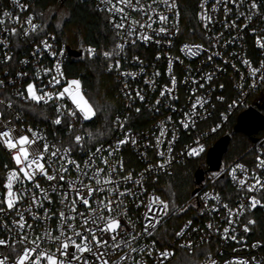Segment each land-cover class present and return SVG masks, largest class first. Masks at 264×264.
I'll return each instance as SVG.
<instances>
[{
    "label": "snow or ice",
    "instance_id": "obj_1",
    "mask_svg": "<svg viewBox=\"0 0 264 264\" xmlns=\"http://www.w3.org/2000/svg\"><path fill=\"white\" fill-rule=\"evenodd\" d=\"M12 2L21 12L28 10V6L22 4L21 0H12ZM207 3L208 0H201L200 11L196 13V18L205 30L210 31L209 25L214 23V20L209 14ZM161 4L165 6V11H157ZM218 5L223 6L226 18L233 10L229 5H233L237 9V20L241 16L248 22L254 18L264 19V0H215L211 8L212 13L218 11ZM97 8L108 14L106 17L108 26L114 32L113 47L111 50L101 49L98 52L89 44L85 51L89 58L102 56L106 70L115 71L124 78L135 79L137 75L122 70L121 60L126 58L122 55L126 52V46L135 47L138 41H154L156 44H161L170 33L172 36L180 33L176 22L172 29L166 27L169 20L168 12L175 17L179 16L176 0H151V3L147 4L142 0H99ZM241 8L246 10L241 11ZM140 14L147 19L143 22L142 18L137 19L136 15ZM3 16L20 25L22 31L16 27L9 28L7 22L0 19V25L4 26L2 32L8 33L9 36L23 35L29 38L34 44L31 56L37 63L33 66L31 78L28 72L21 70L16 72L15 79L8 81L7 84L4 79H0V88L15 87L17 81L21 82V86L13 93L15 100L11 97L6 100L0 99L2 106L0 107V150L9 157V163L3 165L4 176L0 178V228L8 233L7 239L0 238V247L8 253L7 255L0 253L3 255L0 264H149V260L152 264H168L174 253L169 251L166 240L154 237L162 219L179 216L181 213H186L188 208L178 205L174 198L175 194L171 192L157 194L154 190L145 198L148 189L144 181L146 173L166 171L175 159L172 154L177 139L175 130L171 139L167 140L166 151L160 147L164 143L162 138L168 135L166 124L172 123V117H168L167 121L160 125L159 135L155 136V145L151 143L148 145L155 147L156 155L160 159L155 164L150 163L134 178L132 171L125 172L123 160L116 157L121 146L129 142L136 145L137 139L125 133L122 139H117L115 144H109L105 148L103 144L95 146L92 143L93 133L82 131V124L80 129L77 128V124L81 121H91L96 117L100 109L84 92L80 79H66L62 61L64 49L57 47L58 37L47 31L48 17L43 12H33L21 23L19 16L13 17L8 11H4ZM37 18L40 20L39 23L36 22ZM157 19L160 26L153 28V23ZM225 27L240 29L241 25L237 24L236 20H232L226 23ZM248 27L249 23L243 24V28ZM149 32L152 34L150 35ZM253 35L256 47L264 50V34H256V30L253 29ZM222 36L223 33L216 36L209 35V47L219 46ZM167 43L171 46L173 40L167 39ZM0 46L5 49L0 63L10 66L9 62L13 61L14 57L10 51L8 37L0 38ZM180 50L188 56L197 57L207 49L203 44L186 43ZM45 54L53 60L49 66L41 63ZM216 55L219 53L209 55L208 61H212L213 56ZM160 58V55L156 56L157 60ZM132 59L143 64L139 56H133ZM20 63L26 65L30 61L25 59ZM172 63V58L169 57L170 86L161 89L159 96L176 101L178 97L174 93L178 82L172 74ZM240 63L247 67L252 79L249 88H256L257 80L264 82V58L260 60L258 67H254L246 55L240 57ZM232 67L235 68L236 65L233 64ZM154 75L159 76L160 73L157 71ZM213 76L214 73L210 72L201 79L211 82ZM244 79L241 75V83L237 85L241 91L245 86ZM145 82L155 85V80ZM184 83H189L188 78H185ZM191 83L199 84L200 88L204 87V84L195 79ZM220 87L222 88L223 85ZM127 88L128 84L125 82L124 89ZM196 91L197 89H192L195 100L191 101V97L189 98L190 107L182 113L179 120V125L184 129L195 127L198 118H207L202 116V111L207 112L205 106L208 101L205 97L196 95ZM124 95L130 101L129 107L136 98L140 102H145L146 99L141 91H136L135 96L124 91ZM216 99L223 101L224 97L217 96ZM68 100L71 104L67 103ZM161 103V99L155 101L156 105ZM238 103L239 101H233L228 105L227 110L221 113L223 121L229 119V110ZM37 106H43L52 113L51 124L64 128L69 134L67 140L56 137L50 141L46 132L21 123L22 115L28 111H35ZM168 107L176 111L173 104H169ZM135 111L140 113L141 109L137 107ZM114 123L118 128L123 129L126 120H122L117 115ZM219 127L218 124L210 131L216 132ZM195 144L197 146H189L187 150V155L190 157L200 156L205 151V146L199 139ZM77 152H83L87 158L82 162L77 160L74 158ZM146 155V152L142 153V156L146 157ZM224 174L231 178L237 192H243L244 195L239 198L235 206H230L229 202H224L219 193L212 196L205 193L204 212H201V215L205 212L212 215L224 209L227 226L221 231V228L210 220L204 227L209 234H218L223 241L242 243L243 234L251 232L252 226L256 224L251 214L258 207L264 208V152L256 155L251 169L244 163L234 162L221 172H213L212 177L214 180H219ZM41 180L46 182V187L41 184ZM129 184L133 187H127ZM209 200H214L215 203L210 205ZM56 203L59 207L53 211L51 206ZM129 203H134L136 210L141 207L145 209L142 217L137 218L136 221L131 219L132 210L129 208ZM193 206L195 205H189V207ZM9 217H11L10 221ZM53 217L56 218L55 228L50 225ZM141 219L142 229L136 231ZM40 224L47 226L42 232H37L36 226ZM192 224L193 221L188 220L179 231L174 233V237L185 238L189 229L191 232L201 231L192 228ZM238 228L242 231L238 232ZM203 239L204 237L201 236V240ZM141 240L148 242L141 245ZM180 247L191 251L193 241L187 239L185 243L180 244ZM251 247H264V243L256 241ZM203 264H217V261L206 255ZM225 264H264V260L257 261L255 257L251 259L237 257L226 261Z\"/></svg>",
    "mask_w": 264,
    "mask_h": 264
},
{
    "label": "built area",
    "instance_id": "obj_2",
    "mask_svg": "<svg viewBox=\"0 0 264 264\" xmlns=\"http://www.w3.org/2000/svg\"><path fill=\"white\" fill-rule=\"evenodd\" d=\"M36 1L37 0H21L22 4L28 6L27 11L21 12L20 9L13 4L12 0H0V19L5 20L9 28L16 27L18 30L22 31V29H20V25L13 23L12 19L4 17L3 12L8 11L12 13L13 17L19 16L21 23H23L30 13L35 12L33 8ZM90 1L93 3L94 8L98 12L105 14L107 17L108 14L106 12L100 11L97 8L99 0ZM142 2L147 4L151 3V0H142ZM214 2L215 0H208L207 3L209 14L213 16L214 20V23L209 25L210 31L205 30L202 27V24L198 23L196 18V13L200 11L199 5L201 0H194L193 2L195 8L196 28L191 29L190 31H185L181 25V10L179 2L176 0L179 16L175 17L171 12H168L167 14L169 15V20L167 21L166 27L172 29L174 22H176L178 23L180 33L176 36H172L170 33L167 38H164V42L161 44H156L154 41H138L135 47L126 46V52L122 54L126 56L125 59L121 60L122 70L136 73L137 75L135 79H132L131 77H121L115 71L110 72L113 75L118 88L120 105L117 112L113 116L107 137L99 142L92 143L95 144V146L103 144V146L107 148L109 144H115L117 139H122L125 133H129L137 139L138 143L136 145L129 142L128 144L121 146L120 151L117 153L116 158L123 160L124 162L125 172L132 171L135 178L139 173L143 172L150 163L155 164L160 159L156 155L155 147L148 145L150 143L151 145H155V136L159 135L160 125L164 124L168 117H172V123L166 124L168 135L167 137L162 138L164 143L160 147L162 150L166 151L167 140L171 139L172 132L175 130L177 139L173 145L172 153L175 159L166 171L161 170L158 173L155 171L152 173H146L144 183L148 191L145 193V198L148 194L155 190L154 184L160 177L172 176L175 173L176 168L180 165H183L190 160L202 157L209 149L213 138L226 129L233 119H237L238 115L242 111L249 107L264 105V82L257 80V87L249 88L248 85L251 84L252 79L249 76L247 67L240 63V57H244L246 55V57L252 61L253 66L258 67L260 60L264 58V50L256 47L255 36L253 35V29L256 30V34H264V19L254 18L251 22H248L243 16H241L240 19L237 20V9L233 5H229V7L233 10L226 18L222 5L217 6V12H211ZM56 4L64 8L63 0H57ZM240 10L245 11L246 9L241 8ZM157 11H165V6L161 4ZM136 18H142V22L147 19V17H142V14L136 15ZM117 19H119V17H117ZM232 20H236V23L240 24L241 28L236 29L225 27L226 23H230ZM36 22H40L39 18H37ZM244 23H249V27L243 28ZM159 26L160 24L157 19L156 22L153 23V28H158ZM3 27V25H0V38L8 37L10 40V51L14 59L9 62L10 66H5L3 63H0V79H4L7 84L8 81L15 79V73L21 70L28 72L29 78H31L33 74V66L37 63L36 59L31 56L34 44L30 42L29 38H25L23 35L18 37L9 36L8 33L2 32ZM108 28L112 31L109 26ZM47 31L50 34L57 36L56 31L52 28L48 27ZM219 33H223L219 46L209 47L210 42L208 40V36H216ZM149 34L151 35L152 33L149 32ZM233 38L235 39L233 40ZM167 39L173 40L171 46L168 45ZM229 41L232 42L229 43ZM186 43L203 44L207 50L202 51L197 57H191L180 50ZM57 47L64 49L62 61L66 74L67 62L72 57L70 54V48L60 40ZM4 51L5 49L0 46V60L3 58ZM215 52H218L219 55L213 56V60L208 61L207 57ZM157 55H160L161 57L159 60L156 59ZM133 56H139L140 60L143 61V64L141 65L134 61L132 59ZM169 57H171L173 61L172 74L176 77L178 82L174 93L178 97V100L176 101L167 100L159 96L161 89L165 86H170V78L168 74ZM25 59H28L30 63L26 65L21 64L20 61ZM181 61H183V63H181ZM225 61H228V63H225ZM41 63L44 66H49L53 63V60L45 54ZM233 64L236 65L235 68L232 67ZM141 68H143V71H141ZM157 71L160 73L159 76L154 75ZM210 72L214 73L213 80L211 82H206L201 79V77ZM241 75L245 78L243 91L237 88V85L241 83ZM72 78L75 77H70L66 74V79ZM185 78H188L189 83H184ZM193 79L204 84V87L200 88L199 84L191 83ZM150 80H155L154 86L145 82ZM46 82L47 80L45 78V83ZM125 82L128 84L127 89H124ZM37 83L39 82L37 81ZM220 85H223V87L221 88ZM20 86L21 82L17 81L15 87L8 86L7 88H0V99L6 100L8 97H11L15 100L16 98L13 93L15 92V89ZM192 89H197L196 95L203 96L207 99L208 104L205 106L207 112L202 111V116H206L207 118H198L195 127L184 129L181 125H179V120L182 117V113L189 109L191 101L195 100V96L192 95ZM124 91L132 93L133 96H135L136 91H141L145 95V102H140L139 99L136 98L131 102V107H129L128 105L130 101L124 95ZM217 96H223V101L217 100ZM190 97L191 101L189 99ZM157 99L162 100L160 105L155 104ZM233 101H239V103L236 107L229 110V119L227 121H223L221 113L227 110L228 105L232 104ZM67 103L71 104V101L68 100ZM169 104H173L176 111H172V109L168 107ZM137 107L141 109L140 113L135 111ZM157 109L159 110L157 111ZM117 115H119L122 120H126L125 127L123 129L118 128L114 123ZM45 116L48 118L46 119ZM51 117L52 113L47 111L45 107L37 106L35 111H28L26 114L22 115L21 123H23L24 126H31L46 132L50 141L56 137H61L64 140H67L69 136L68 132L60 126L52 125ZM87 123L88 121H81L77 124V128L80 129L82 124V131L89 132L86 129ZM218 124L220 127L217 131L211 132L210 129ZM19 126L20 125L18 124L17 127ZM197 139L204 144L205 151L200 156L190 157L187 155V150L189 146H197L195 144ZM145 152L147 153L146 157L142 156V153ZM262 152H264V129H262L261 133L254 136V141L252 142L251 147L245 153L230 163L221 165L220 169L216 172H221L226 166H231L234 162L244 163L251 169L254 166L256 155H259ZM105 155H107V153H105ZM74 158L82 162L87 157L83 152H77L74 155ZM6 163H9V157L4 153V151L0 150V178L4 176L3 165ZM212 173L213 172L205 173L203 180L195 187L197 190L192 192L189 198L181 204V206L188 208V210L186 213H181L183 214V217L174 228L172 237L167 241L169 251L174 253V255L169 259L168 264L175 259V256L178 253H192L194 251H199V253L197 256L189 257L188 264H203L206 259V255H210L211 258L215 259L217 264H225L226 261L233 260L237 257L246 259L255 257L257 261L264 260V247H251V245L256 241H261L262 243H264V241L252 239L250 237L251 232L244 233L243 242L237 243L235 241H223L220 239L218 234H209L207 229L204 227L210 220L219 226L221 231L224 226H227V222L225 220L226 212L224 209H221L219 213H213L212 215H208L207 212H205L204 215H201V212H204L205 201L203 196L205 193H208L210 196L215 193H219L224 199V202H229L230 206H235V204L238 203L239 198L244 195L243 192H237L236 185L231 182V178L226 174L222 175L219 180H214ZM223 182H226L229 188V192L226 194L222 193L218 187V184ZM41 184L45 187L47 186L46 182L43 180H41ZM127 187H133V185L129 184ZM136 190L138 191V189ZM208 203L211 205L214 204L215 201L209 200ZM190 204L195 206L189 207ZM51 207L53 208V211H55L59 207V204L56 203ZM129 208L132 210L130 212V216L133 221L142 217V213L145 211L143 207L136 210L134 203H129ZM170 218L171 217L161 220V224L158 226V230L154 238L157 239V233ZM8 219L10 221L11 217ZM188 220L193 221L192 228L201 229V231L191 232V229H189L185 238L181 239L174 237V233L179 231ZM50 225L55 228V217H53ZM142 225L143 220L141 219L137 224L136 231H140L142 229ZM46 226L47 225L45 224L37 225V232H42ZM240 231L242 230L238 228V232ZM201 236L204 237L203 240H201ZM0 238H8L7 231L2 228H0ZM187 239H191L193 241V249L191 251L187 248L180 247V244L185 243ZM146 242L148 241L141 240L140 244L143 245ZM234 249H236V251H234ZM0 253L3 255L8 254L2 247H0ZM3 255H0V258H3ZM149 264H152L151 260H149Z\"/></svg>",
    "mask_w": 264,
    "mask_h": 264
},
{
    "label": "trees",
    "instance_id": "obj_3",
    "mask_svg": "<svg viewBox=\"0 0 264 264\" xmlns=\"http://www.w3.org/2000/svg\"><path fill=\"white\" fill-rule=\"evenodd\" d=\"M57 0H37L33 10L36 13L44 11ZM181 10V25L185 31L196 28L194 0H178ZM63 6L68 13L67 19L57 37L71 50L78 53L67 62V76L77 77L82 81L84 92L91 97V102L100 109L97 116L86 124V129L93 133V143L105 139L109 133L111 121L117 112L120 100L118 88L113 75L106 70L102 56L89 58L85 48L90 44L99 52L101 49L111 50L113 47V32L108 28L106 15L98 12L90 0H63ZM264 115V106L262 109ZM236 118L226 129L213 138L209 149L223 135L230 134V141L222 157L221 165H226L240 157L252 145V137L243 132H233ZM264 129V128H263ZM258 131L255 135L261 133ZM254 135V136H255ZM207 152L200 158L190 160L176 168L172 176H163L154 184L158 194L171 192L178 205L184 203L196 187L195 174L199 169L206 168ZM222 193L229 192L226 182L218 184ZM256 220L252 226L251 238L264 241V208H258L251 214ZM183 214L172 216L157 233V239L168 241L174 228L181 221ZM199 251L187 253L186 258L197 256ZM185 264H188L185 263Z\"/></svg>",
    "mask_w": 264,
    "mask_h": 264
},
{
    "label": "water",
    "instance_id": "obj_4",
    "mask_svg": "<svg viewBox=\"0 0 264 264\" xmlns=\"http://www.w3.org/2000/svg\"><path fill=\"white\" fill-rule=\"evenodd\" d=\"M70 54L72 57L78 55L76 51L71 49ZM263 106L264 105H257L256 107H249L242 111L237 117L233 132H243L252 137V140L254 141V135L264 128V115L262 113ZM230 138V134L223 135L209 149L207 153L206 168L199 169L195 174L196 185L203 180L205 173L216 172L220 169L221 160L227 149ZM196 190L197 189L193 192Z\"/></svg>",
    "mask_w": 264,
    "mask_h": 264
},
{
    "label": "rangeland",
    "instance_id": "obj_5",
    "mask_svg": "<svg viewBox=\"0 0 264 264\" xmlns=\"http://www.w3.org/2000/svg\"><path fill=\"white\" fill-rule=\"evenodd\" d=\"M46 17H48V27L52 28L55 31H60L65 20L67 19L68 13L65 8L60 7L59 5L52 4L48 6L44 11H42ZM187 252H180L175 256V259L169 264H185L188 262V259L185 257Z\"/></svg>",
    "mask_w": 264,
    "mask_h": 264
}]
</instances>
